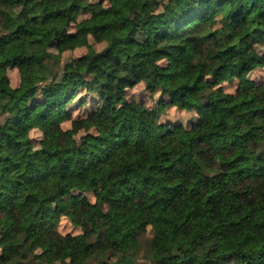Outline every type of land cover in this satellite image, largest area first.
Segmentation results:
<instances>
[{
    "label": "trees",
    "instance_id": "1",
    "mask_svg": "<svg viewBox=\"0 0 264 264\" xmlns=\"http://www.w3.org/2000/svg\"><path fill=\"white\" fill-rule=\"evenodd\" d=\"M103 3L0 0V264H264V0ZM139 83L155 107L127 99ZM44 179L93 201L60 215Z\"/></svg>",
    "mask_w": 264,
    "mask_h": 264
},
{
    "label": "rangeland",
    "instance_id": "2",
    "mask_svg": "<svg viewBox=\"0 0 264 264\" xmlns=\"http://www.w3.org/2000/svg\"><path fill=\"white\" fill-rule=\"evenodd\" d=\"M92 2H96L98 0H90ZM103 5H107V0H104ZM83 16H80L82 18ZM95 49L102 48V45H94ZM257 49L261 52L264 51V46L259 44L256 46ZM86 52L85 47L76 48L72 51L65 52L62 56L63 62L68 61L69 59L77 58L83 55ZM7 76L10 81V85L13 88H17L20 83L21 71L18 68H10L7 70ZM248 79L256 84H261L264 82V68H257L248 75ZM221 86L224 90L228 93H233L237 86V81L234 80L232 82H224L221 83ZM79 96V95H78ZM126 97L129 100H134L138 103H142L147 108H153L156 105V101L158 98V94H152L151 92L145 90L143 83H139L136 86L127 89ZM75 100L72 101L71 105L69 106L72 117L79 118L84 117V115L91 109L93 101L89 100L84 105H76L74 104ZM117 113V108L113 110V114ZM195 112H185L181 110H177L175 108H167L166 111L161 116V121L170 122L172 124H182L185 127H188L191 122L196 119ZM71 126V122L66 121L62 127L67 129ZM34 145L37 147L39 145V141L42 138L41 133L34 130L30 134ZM78 137V135H77ZM36 187L39 191L40 198L52 208L53 211L62 215L63 213L67 212L75 208L80 201L89 200L93 201V198L89 194H83L81 192L74 191L70 195H67L60 200H54L51 197V191L53 189V181L51 179H44L41 180L39 183L36 184ZM17 203L20 207L24 208L27 211H30L32 200L25 199L23 197L18 198ZM58 231L64 234H72L76 235L81 232L80 229L74 227L65 217H62L58 223ZM150 238V234H147L144 239L148 240Z\"/></svg>",
    "mask_w": 264,
    "mask_h": 264
}]
</instances>
